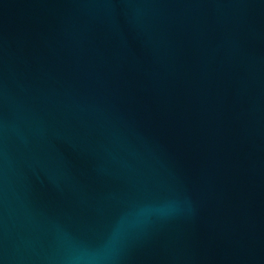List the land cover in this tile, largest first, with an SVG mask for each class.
I'll return each instance as SVG.
<instances>
[{
    "label": "water",
    "instance_id": "95a60500",
    "mask_svg": "<svg viewBox=\"0 0 264 264\" xmlns=\"http://www.w3.org/2000/svg\"><path fill=\"white\" fill-rule=\"evenodd\" d=\"M121 217L105 264H264V0H0V264Z\"/></svg>",
    "mask_w": 264,
    "mask_h": 264
},
{
    "label": "clouds",
    "instance_id": "9594fccd",
    "mask_svg": "<svg viewBox=\"0 0 264 264\" xmlns=\"http://www.w3.org/2000/svg\"><path fill=\"white\" fill-rule=\"evenodd\" d=\"M151 209L142 207L130 215L135 217H143L150 213ZM134 221L128 217L118 219L105 242L96 249L84 250L78 256L74 257L72 264H105L112 258V254L117 251L118 245L123 240L129 227L133 226Z\"/></svg>",
    "mask_w": 264,
    "mask_h": 264
}]
</instances>
